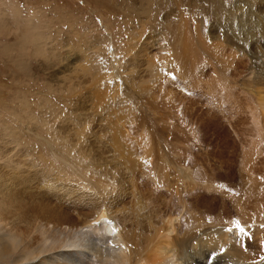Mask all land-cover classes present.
Wrapping results in <instances>:
<instances>
[{
    "label": "rangeland",
    "instance_id": "374dc122",
    "mask_svg": "<svg viewBox=\"0 0 264 264\" xmlns=\"http://www.w3.org/2000/svg\"><path fill=\"white\" fill-rule=\"evenodd\" d=\"M194 60L200 67L205 63V80L193 73ZM211 63L219 69L226 64V80L239 96L233 97L236 104L228 113L220 107L227 104L208 90L214 77ZM217 75L219 80L221 70ZM259 100H264V0H0V188L4 183L27 215L39 220L41 214L34 213L39 208L64 214L54 222L64 218L75 223L87 218L86 207L92 209L82 206L80 211L59 192L76 175L69 162L77 159L74 145L83 134L84 148L94 149L122 175L126 171V194L119 202L102 196L99 210L116 208L118 223L126 219L130 231L139 235L136 219L147 216L166 221L175 215L180 227L196 221L234 226L239 220L251 233V239L243 236V249L257 254L264 236V209L258 204L264 196V167L258 166L257 177L249 174L242 166L247 152L235 145L240 137L233 132L235 128L247 143L254 142V123L245 107ZM189 110L195 112L184 125ZM255 110L264 112V107ZM199 111L212 114L215 124L191 156L184 132L190 123L200 126ZM128 115V122L120 120ZM112 128L120 134V156ZM222 145L231 147L226 157L233 159L234 170H217L220 175L212 178L210 169L226 160L217 153L228 151ZM174 147L179 155H173ZM205 152L212 156L203 161ZM164 155L178 167L165 168ZM188 158L195 162L189 165ZM191 165L197 185L182 175ZM154 167L171 176L169 187ZM201 168L206 170L200 173ZM24 172L31 178L27 184ZM142 201L147 208L137 216ZM216 216L219 220L213 221ZM22 253L23 248L0 264H11Z\"/></svg>",
    "mask_w": 264,
    "mask_h": 264
},
{
    "label": "bare ground",
    "instance_id": "6f19581e",
    "mask_svg": "<svg viewBox=\"0 0 264 264\" xmlns=\"http://www.w3.org/2000/svg\"><path fill=\"white\" fill-rule=\"evenodd\" d=\"M195 63L196 60H194L193 73H200V79L205 80V77L207 75L205 63L201 67L197 66ZM222 65L223 66L221 69H219V67L214 63H211V65H209L210 67L213 66L214 77H212V83L210 82L208 85V90L222 103H226V106L230 105V107H228L229 109H226V106L220 103L221 110L225 109L224 111L228 113L229 111L227 110H231L236 101L233 97L238 99L239 96H234V88L231 86L230 82L226 80L228 79V77L225 76V74H228L226 70L227 66L224 63ZM220 70L223 75L218 80L217 73ZM214 79H216L215 82L213 81ZM188 80H190V78ZM217 83L222 88H220ZM188 86L190 87V85ZM247 88L251 87H246L247 93L252 90H248ZM219 91H223V94L218 95ZM248 99L250 98L248 97ZM263 107L264 100H259L257 105H254L253 102H248L247 106L245 107L250 111V118H252L253 120L251 122L254 123L252 124L255 128L254 131L252 130L254 142H252L251 144L247 143L242 134L233 127L235 126L236 122L232 119L228 120V123H230V125L234 128L235 132H233L232 130L230 131L233 133H237L240 137L239 142L237 141L238 139L234 141L235 145L242 146V151L244 153L247 152V159L244 162V165L242 162V166H245L249 171V174L251 176L254 175L255 177H257L256 171L258 169V166L261 165L262 167H264V157H262V154L264 152V112L255 110L256 108L262 109ZM174 108L177 109L176 107ZM234 108L238 111V106H235ZM193 112L195 111H187V115L184 117L183 121L184 125L187 122H190V116ZM205 114L206 113L200 111L198 112L196 120L198 123H200V126L198 128H196L198 125L195 127L193 125L191 126L192 123H190V127L185 128L184 133H186L188 137L187 141L192 145L191 147L189 144V147H191V149L188 152L191 156H194V153L196 151L193 149V147L197 146L196 143H198L199 145H203L206 143L203 141L202 135H211L209 128L215 124L213 115L207 114L206 116ZM130 119V115L125 118H120V120L126 122H128ZM112 129V144L115 145L114 150L117 151L116 153H118L121 150V145L119 144L120 134L115 128ZM184 133L182 135H185ZM229 135H231V133H229ZM77 137L80 138L78 143L79 145H74L77 148V159H74L71 163L69 162L70 168L73 169L74 172H76V175L74 177H68V181L63 183L65 186L61 188L59 192L62 191L61 194L63 198L74 201V203H76V208H81L82 206L89 207L90 205H93L91 207L92 209H90V207L85 208L86 211H90L89 214L85 213L86 215H88L87 218L84 219L81 223H75V221H72L70 219L69 213V215L66 217H69L70 221L67 222L64 218H60V220L54 222V220L59 219V217H64V214H57V210H53L52 212H50L49 209L51 208L47 209L46 211L43 208L35 209V214H41L42 218H40V220L38 217H34L33 215H27L26 208L21 205L22 202L17 199L16 195L11 194L9 191H6L7 186H5V184L3 183L0 188V262L7 258L13 257L17 250L23 248L24 253L19 255L17 258L15 256L11 264H210L211 260L212 264H264V259H261L262 257H264V236L259 238L260 241L258 240V242L261 243L260 247L262 246L261 250L256 247L258 249V252L254 255L250 251L248 252V250L245 251L243 249V235L239 233L238 229L235 228V225L227 226L228 223L226 224V226H220V224H217V226H215V224L213 227H210L205 226V224H202L201 221H198L199 223H196V221L194 224H188V226L187 224H185L183 227H180L178 224L179 219H177L178 216L174 215L166 217V221L165 218L163 221H155L150 216H147L146 219L144 218V220L135 218L136 229L142 231V234L140 235L130 231V225L124 223V220L126 219L122 220L123 223H118L117 220L119 219L117 217L119 214L116 208L112 209V207L107 206L103 211L102 209L99 210L98 206L103 203L102 196H104L105 198L107 197V199L113 198L116 202L121 201L122 196L126 194L123 189V186L126 183L125 176L123 175L126 171L122 175L117 169H115L116 166L109 165L104 161V159L102 160V156L99 157L98 155H96L94 153V149L92 150L90 147H87V150L86 148H84L82 140L84 138L83 134H78ZM175 145H177V143H175ZM225 146L222 145L221 148ZM225 148H227L228 151H224L222 148L217 152L219 156L223 155L222 158H226L224 163L221 162V166L217 167V169L209 168L214 172V174H212V178L219 174L218 173L216 175L217 170L221 173L224 172V170L228 169L234 170L233 159L228 158L230 155L226 157L227 152L231 151V147L228 146ZM177 149L178 148L175 147L173 148V155H179L176 152ZM205 153H202L203 155H201V158L204 159L203 161L208 160L212 156V154L208 152L206 153L207 157H205ZM161 160L162 162H164V167L166 166L165 168H167V166H173L174 168L178 167L175 166L174 159L170 160L169 163L165 155L164 158H161ZM188 162L189 165L191 162L193 164L195 162V159L188 158ZM199 162L200 161H196V163ZM112 163L118 165L115 161H113ZM159 164H161V162ZM176 164H178V162ZM189 167H187L188 170H186V172L184 171V173H182L181 169L178 170L180 171V173H182L183 178L189 181V183L197 185L198 183H196L195 181L197 173L195 171L193 172L192 165ZM155 168L156 167H154V169ZM157 169L154 170V173H156V175L160 174V176H163L164 179L159 180L161 182H165L166 187H169L170 183H167L168 181H166V179L171 176H168L164 171L163 173L162 169L161 171ZM209 169L207 170L209 171ZM113 170L117 171L113 172ZM202 170L206 169L201 168V170L198 171L201 173ZM23 174L25 175V172ZM126 176L129 175L127 174ZM226 176H229L228 173L225 175V177ZM221 177L218 176V178ZM29 178V176L26 177L25 175L23 178V184H27ZM209 178H211V176H209ZM129 181H131V179ZM208 181H210V179H208ZM120 184L122 185V188L120 187ZM69 186H72L73 188H69ZM211 188L212 187L209 186L208 189ZM77 191H81L82 194L78 195L76 193ZM259 199V208L264 209V196L259 197ZM144 203L145 202L143 201L139 203L138 213H136L135 210V214L137 216L141 212L144 213V210L147 208ZM111 205L114 204H110V206ZM81 210L84 209L81 208L80 211ZM123 212L124 211L122 210V213ZM150 212L151 210H148V213ZM43 214L46 218L43 217ZM150 214H152V212ZM155 214H157V212ZM223 214L224 210L222 209V211H220L218 214V218L220 219ZM52 217L55 218L53 219ZM126 217L128 216L126 215ZM133 217L135 216L133 215ZM218 218L216 216L213 221H216ZM243 225L245 226V228L249 226L246 223ZM227 228H233V232H227ZM258 232L260 233V231ZM263 233L264 232H262V235H264Z\"/></svg>",
    "mask_w": 264,
    "mask_h": 264
},
{
    "label": "snow or ice",
    "instance_id": "6c2138e0",
    "mask_svg": "<svg viewBox=\"0 0 264 264\" xmlns=\"http://www.w3.org/2000/svg\"><path fill=\"white\" fill-rule=\"evenodd\" d=\"M173 79L175 80V76H173ZM261 228H264V225H260ZM235 228L238 229L239 233L243 236H248L249 239H251V233L245 228V226L239 221H235ZM227 232L231 233L233 232V228H227ZM245 251H247V247L245 246ZM261 259H264L262 257Z\"/></svg>",
    "mask_w": 264,
    "mask_h": 264
}]
</instances>
